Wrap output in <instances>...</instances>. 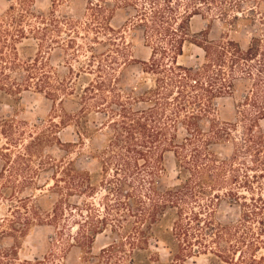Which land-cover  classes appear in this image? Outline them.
<instances>
[{
    "label": "trees",
    "instance_id": "obj_1",
    "mask_svg": "<svg viewBox=\"0 0 264 264\" xmlns=\"http://www.w3.org/2000/svg\"><path fill=\"white\" fill-rule=\"evenodd\" d=\"M107 2H112L111 8ZM34 5V0H11L6 13L0 16V99H6L13 107L11 99L20 104L24 92L36 89L54 103L75 95L80 112L97 108L108 114L107 126L111 127V134L101 151V164L117 181L115 191L121 198L118 206L128 208L130 214L151 231L149 237L143 235L138 243H148V238L159 243L163 239L160 233L163 228L174 238L181 240L184 236L182 240H185L190 223L199 222L204 210L209 233L215 229L216 237L226 236L230 242L235 240L237 247L244 244L264 246V197L256 195L252 185L264 178V155L253 134L254 127L264 119V39L253 37L243 49L234 40L212 41L208 32L192 29V19L196 16H215L236 23L240 19L238 13H245V0H95L89 3L85 20L68 18L55 11L47 16H36ZM122 7L134 9V22L143 29L145 43L151 50L149 59L141 64L143 72L152 76L153 84L141 94L134 90L127 92L121 87V74L132 61V54L123 31L116 29L111 21L115 8ZM33 20H39L36 23L42 27L32 24ZM49 35L63 36L60 47L66 52V74L55 72L40 49L32 56L19 53L18 44L22 40L41 39L42 36L43 42ZM188 45L203 50L202 64L190 66L179 62ZM80 51L84 52V59L78 55ZM72 59L78 64L77 68ZM21 72L23 78L12 76ZM52 74L58 77L56 83L51 80ZM239 78L253 79L257 86L256 93L252 92L255 97H246L240 115L245 122L248 119L246 108L254 111L244 126V140L254 145H247V148L254 151V167L260 169L259 173L245 174L243 178L239 175L240 168L235 166L237 155L224 160L210 149L211 141L231 135L233 124L209 120V135L200 127V120L211 114L214 100L229 96ZM24 124L27 123L19 120L17 114L0 120V160L3 161L0 195L8 196L9 211L0 221V236L11 237L15 246V249L0 248V264H55L50 256L21 260L17 249L21 247L20 240L36 225L57 226L60 229L57 235L63 234L61 222L65 214L72 213L73 208L75 212L79 209L70 199L79 193L93 196L96 184L91 172L79 170L73 162L59 160L54 164L51 186L58 198L51 210L42 209L36 202L35 192L20 195L25 188L33 186L34 177L39 175L40 167L34 168V161L38 160L42 167V142L32 135L25 140ZM181 128L187 135L178 142ZM168 151L173 152L180 168L179 183L162 190L159 179L165 171L164 158ZM227 171L231 176H225ZM17 177L21 178L19 184ZM231 183L245 188L251 196L247 198L232 187L225 190L229 202L241 206V214L236 223L223 225L214 219L215 199H220L218 192L221 190L214 195L212 191ZM8 185L20 190L8 193ZM202 199L206 200L204 204L200 203ZM188 201L196 202L201 209L200 212L192 210L189 221L188 215H184ZM249 221L258 225V231L253 229L254 224H247ZM82 227L83 223L78 222L79 238L72 239L88 243L90 249L102 228L93 225L80 231ZM128 239L132 246L140 245L131 234ZM123 244V238L118 239L106 251H116ZM193 253L191 250L177 256L176 261L185 263L201 252L193 250ZM243 253L241 250L237 258L236 253L214 252L222 264L244 262L241 260H246V264H264V253L248 257Z\"/></svg>",
    "mask_w": 264,
    "mask_h": 264
},
{
    "label": "rangeland",
    "instance_id": "obj_2",
    "mask_svg": "<svg viewBox=\"0 0 264 264\" xmlns=\"http://www.w3.org/2000/svg\"><path fill=\"white\" fill-rule=\"evenodd\" d=\"M91 1L95 0H34V13L36 16L41 17L55 11L58 15L68 18L85 20ZM245 3V13L243 15L238 13L240 19L236 23L232 22L231 24L230 21L226 22L215 16H206V18L196 16L192 19V29L195 32H208V38L212 41L234 40L244 49L250 44L253 37L264 39V0H245ZM107 4L110 8L112 7V2H107ZM10 5L11 0H0V16L6 13ZM134 13L133 8H115L111 23L116 29L123 31L132 54V61L122 71L121 87L127 92L134 90L136 94H141L153 84L152 76L143 72L141 64L142 61L149 59L151 50L145 43L143 29L134 22ZM38 21L33 20L32 24L42 27L41 24H37ZM25 28H28L27 24H25ZM40 37L41 39L33 37L22 40L18 44L19 53L22 56H32L40 49L45 60L54 68L55 72L66 74L68 64L65 57L66 52L60 47L63 36L49 35L43 42L42 36ZM199 37L202 38L201 35ZM83 53V51L78 53L81 59L85 57ZM71 61L77 68L78 64L75 63L74 59ZM179 62L190 66L202 64L204 62V52L197 46L188 45L185 47L184 55L179 58ZM12 76L23 78L24 74L22 72L13 73ZM51 78L54 83L58 80V77L53 74ZM254 83L256 82L253 79L239 78L235 82L232 93L229 96L216 98L211 114L200 120V127L205 135L211 134L209 120L233 124L230 131L231 135L228 138L211 141L213 144L210 149L224 160L233 159L237 155L235 166L240 168L239 175L241 178L245 174L251 176L259 173L260 169L254 167L255 164L252 158L254 151H249L247 148V145H254L244 140L246 138L244 126L249 123L248 119L253 116L254 111L251 107L246 108L248 117L247 121L245 120L246 123L242 121L243 117L240 115L241 106L244 104L246 97H255L254 94L252 95L253 91L255 93L257 91V86ZM0 101L2 102L0 103V120L17 114L19 120L27 123L24 124L25 140H29L30 135H32L33 137L38 136L40 142H42V167L39 165L38 160L33 163L34 168L40 167L39 175L34 177V184L31 186L33 190L29 186L20 195L26 196L31 192H35L37 195L36 202L42 209L45 211L51 210L58 198L53 193L51 186L54 164H57L59 160L73 162L79 170L91 172L96 184V191L93 196L79 193V195L70 199L71 204L76 205L74 207L79 209L75 212V208H73V211H70L72 213L65 214L61 222L63 234L58 236L57 233L60 229L57 226L48 224L36 225L30 228L28 234L20 240L21 247L17 248L21 260L42 259L45 256H50L55 264H222L220 258L215 256L214 252L236 253L237 258L241 250H244V253L246 252V257L251 256L253 253H256L257 256L264 253V246L256 247L244 244L237 247L235 246V240L230 242L226 236L223 238L216 237L215 229L212 233H209L207 231V213L204 210L200 213L199 222L192 221L190 223L189 235L185 240H182L184 236L181 237V240L174 238L163 228L160 230L163 239L159 243L152 238H148V243H143V241L138 243L143 235L149 237L151 231L144 226L145 223H141L136 216L131 215L128 208L118 206L121 198L115 191L117 181L112 179V172L110 170L106 172L101 164V151L105 148L111 134V127L107 126L108 114L97 108L80 112L79 100L75 95H69L64 97L61 102L54 103L36 89L24 92L20 104L11 99L13 107L6 103V99L2 98ZM51 122H54L57 126H54ZM258 124V127H254L253 134L254 139L260 142L261 155H264V119ZM186 135L185 130L181 128L178 142L183 141ZM44 160L47 163H43ZM2 162L0 160V169ZM164 164L165 171L159 179V188L162 190L176 186L179 183L177 174L180 168L173 152H166ZM225 176L229 177L231 173L227 171ZM212 177L210 176V178ZM145 181L148 182L146 178ZM259 181L253 182V192L256 195L263 194L264 197V186L262 185L264 178ZM3 182V187H5V179ZM19 182H21V178L17 177V183L19 184ZM10 186L6 187L8 193L20 190L11 189ZM230 187L246 194L247 198L251 196L245 188H239L236 183L225 184L223 187H216L212 191V195H214L221 190V192H218L220 199L218 201L215 199L214 219L223 225L236 223L241 214V206L230 203L225 194V190ZM7 197L0 195V221L9 212ZM205 201V199H202L200 203L204 204ZM192 210L201 211L196 202L188 201L184 214L185 216L188 215L186 216L187 221L190 219L189 216ZM173 217H175L174 213ZM78 222L84 225L80 231L93 225L102 228V232L97 235L90 249L88 243L84 241L77 243L72 239L77 236ZM167 224L168 226L171 225V223ZM247 224H254L253 229L258 231V225L255 226L256 223L249 221ZM247 224L245 225L250 226ZM137 231H142L143 234ZM130 234L131 238H136L135 241L140 244L139 246H132L129 239L126 240ZM77 237L79 238V236ZM121 238L124 241L122 246L117 248L116 251H106L110 245L115 244ZM205 246L208 250L204 249ZM0 248L15 249L14 240L11 237L0 236ZM170 249H172L171 253ZM191 250L192 254H194L193 250L201 253H196L197 256L188 258L185 263L176 261L177 256L186 255ZM241 261L244 262H234L237 264H246L247 262L246 260Z\"/></svg>",
    "mask_w": 264,
    "mask_h": 264
}]
</instances>
